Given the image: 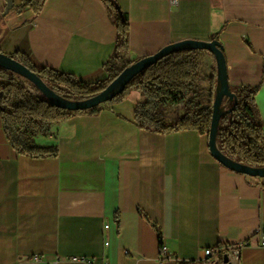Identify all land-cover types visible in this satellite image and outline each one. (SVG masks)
Masks as SVG:
<instances>
[{
	"label": "crops",
	"instance_id": "1",
	"mask_svg": "<svg viewBox=\"0 0 264 264\" xmlns=\"http://www.w3.org/2000/svg\"><path fill=\"white\" fill-rule=\"evenodd\" d=\"M107 1L47 0L35 14L17 11L21 0L7 12L0 0V51L102 82L117 43ZM110 1L129 16L123 63L186 40H217L230 88H258L264 124V0ZM215 73L213 54L200 51L202 108ZM143 102L133 90L97 115L53 124L36 143L58 148L57 157L18 152L0 118V264H192L208 248L237 245L238 264H264V178L226 168L196 130L141 129ZM230 105L224 101L225 111ZM181 115L167 107L164 117L173 123Z\"/></svg>",
	"mask_w": 264,
	"mask_h": 264
},
{
	"label": "trees",
	"instance_id": "2",
	"mask_svg": "<svg viewBox=\"0 0 264 264\" xmlns=\"http://www.w3.org/2000/svg\"><path fill=\"white\" fill-rule=\"evenodd\" d=\"M47 0H21L17 11L31 8L39 14ZM108 9L117 28V43L112 60L106 65L108 78L90 83L50 67L36 65L21 52L11 57L36 73L61 97L83 101L104 91L132 63H123L129 51V16L118 5L107 1ZM1 52V51H0ZM117 62L121 63L119 68ZM200 76V51L179 50L170 53L134 78L109 104L125 100L133 90L140 91L144 102L136 108L135 120L141 129L159 134L196 130L210 137L213 104L217 94L218 75L208 78L209 105L202 108L197 96ZM27 83L28 86L25 84ZM237 104L230 105L231 113L220 121L217 144L230 159L253 168H264V124L256 108L258 88H230ZM39 91L17 74L0 68V118L8 137L18 152L32 157H57L58 148L36 143L40 135H48L53 124L64 122L75 115H97L99 106L92 110L68 112L51 106ZM167 107L182 108L183 115L173 123L164 117Z\"/></svg>",
	"mask_w": 264,
	"mask_h": 264
},
{
	"label": "water",
	"instance_id": "3",
	"mask_svg": "<svg viewBox=\"0 0 264 264\" xmlns=\"http://www.w3.org/2000/svg\"><path fill=\"white\" fill-rule=\"evenodd\" d=\"M14 6L15 0H7V12L13 9ZM187 49L208 51L213 54L217 64L218 88L213 104V116L209 137L211 153L222 165L234 172L254 178H264V168H253L236 162L223 154L218 147L217 134L220 128L221 118L225 114L231 113L233 111V109L225 111L224 101L228 100L229 103L234 102L236 105L237 97L230 89L226 58L223 52V47L217 40H213L211 42L186 40L171 44L162 49L157 54L148 56L127 67L104 91L93 96L92 98L83 101H70L61 97L56 92H54V90H52L36 73L31 71L21 62L2 52H0V68L13 72L30 82L39 91V96L44 98L51 106L75 113L79 111L92 110L103 104L109 103L119 94H121L125 90L126 86L144 70L154 65L156 62L163 59L172 52ZM192 264L199 263L194 262ZM222 264H232L228 255L223 258Z\"/></svg>",
	"mask_w": 264,
	"mask_h": 264
},
{
	"label": "built area",
	"instance_id": "4",
	"mask_svg": "<svg viewBox=\"0 0 264 264\" xmlns=\"http://www.w3.org/2000/svg\"><path fill=\"white\" fill-rule=\"evenodd\" d=\"M172 4H177L179 0H170ZM109 226H106L108 229ZM261 247L264 248V234L261 238ZM241 245L235 246V248L225 247V248H208L204 251L205 258L198 260L199 264H222L223 258L228 255L230 262L232 264H238L239 254ZM161 256L165 258L167 256V248L161 247ZM38 260V258H36ZM74 261H80L79 258H74Z\"/></svg>",
	"mask_w": 264,
	"mask_h": 264
},
{
	"label": "rangeland",
	"instance_id": "5",
	"mask_svg": "<svg viewBox=\"0 0 264 264\" xmlns=\"http://www.w3.org/2000/svg\"><path fill=\"white\" fill-rule=\"evenodd\" d=\"M26 81H27V80H25V79H24V82H26ZM29 83H30V82H29ZM25 84L28 86V84H27V83H25ZM39 95H40V94H39Z\"/></svg>",
	"mask_w": 264,
	"mask_h": 264
}]
</instances>
